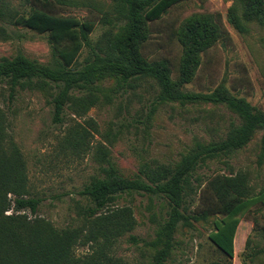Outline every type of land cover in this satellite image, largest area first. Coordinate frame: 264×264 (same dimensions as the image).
Segmentation results:
<instances>
[{"label": "rangeland", "instance_id": "374dc122", "mask_svg": "<svg viewBox=\"0 0 264 264\" xmlns=\"http://www.w3.org/2000/svg\"><path fill=\"white\" fill-rule=\"evenodd\" d=\"M51 1L55 4L51 12L56 15L94 21L93 41L109 27L102 16L114 12L115 5L113 0ZM236 5L235 0H187L176 4L149 23L142 53L149 60L167 62L172 77L179 79L183 56L179 32L183 22L196 14H215L227 37L201 53L183 88L209 92L223 85L264 111V22L242 19L244 27H237L230 18V10ZM0 26L10 35L5 38L0 34V58L23 53L41 63H52L53 50L45 33L2 20ZM89 50L84 47L79 65ZM133 84L118 89L115 77L97 82L98 101L94 105L86 102L85 91L74 89L65 107L64 122L55 123L51 105L54 87L21 88L14 103L10 106L7 101L4 106L8 88L0 83V106L7 109L9 132L27 159L32 190L44 198L40 217L58 227L81 225L76 206L84 201L78 191L93 176H104L101 166L107 164L102 163L103 150L122 175L132 178L145 163H179L197 144L225 138L231 123L239 121L225 105L161 101L160 88L152 79ZM92 122L96 127L90 129L85 151L71 154L70 149H63L61 142L72 126L88 128ZM262 134L263 130H257L245 146L227 158L208 161L197 173L211 177L246 172L258 193L264 188ZM116 203L131 206L137 220L131 232L136 239L132 240L130 233L122 237L117 255L124 264H152L156 252L152 242L165 218L167 201L132 192L119 195ZM195 206L207 212L206 219L179 226L174 235L177 246L165 264H264V203L243 205L229 216L212 187L204 183ZM216 220H220L218 226L214 225ZM216 236L225 239L226 252L214 243ZM85 251L87 247L77 249L79 254Z\"/></svg>", "mask_w": 264, "mask_h": 264}, {"label": "trees", "instance_id": "16d2710c", "mask_svg": "<svg viewBox=\"0 0 264 264\" xmlns=\"http://www.w3.org/2000/svg\"><path fill=\"white\" fill-rule=\"evenodd\" d=\"M113 1L114 12H105L102 16L109 27L93 41L94 21L56 15L51 12L55 5L51 0H0V20L45 33L53 50L51 64L30 59L23 53L0 58V83L7 84L8 88L4 106L7 101L10 106L14 103L21 88L50 85L51 89L54 87L53 121L63 123L65 107L74 89L85 91L86 102L94 105L98 101L97 82L101 80L115 77L117 88L123 89L125 85L134 87L133 83L138 80L152 79L160 88L161 101L225 105L239 121L231 123L225 138L197 144L179 163H145L132 178L122 175L103 150L102 163L107 164L101 166L104 176H93L78 191L85 202L79 201L76 206L81 225L58 227L39 216L44 198L31 188L27 159L9 132L11 122L7 109L0 106V264H124L117 255V244L129 233L132 240L136 239L131 232L137 220L131 206L116 203L123 193H147L168 203L165 218L159 223L152 242L156 249L152 264H165L177 246L174 235L180 225L191 226L206 219L207 212L195 206L204 183L212 187L229 216L243 205L264 203V188L256 193L246 172L211 177L197 173L208 161L227 158L245 146L257 130H263L260 157L264 158L263 110L223 85L209 92L183 88L201 53L227 37L217 15L196 14L183 22L179 32L183 49L181 74L175 80L167 62L149 60L142 53V47L148 37L149 23L187 0ZM235 1L237 5L230 10V18L237 27H244L242 19L264 22V0ZM238 10L242 11L241 15ZM0 34L10 37L3 26ZM85 46L90 49L89 54L79 65ZM89 125L88 128L72 126L61 142L63 149H70L71 154L85 151L90 129L96 127L93 122ZM219 223L216 220L214 225ZM213 241L227 251L223 237H213ZM79 246L87 247V251L77 253Z\"/></svg>", "mask_w": 264, "mask_h": 264}]
</instances>
